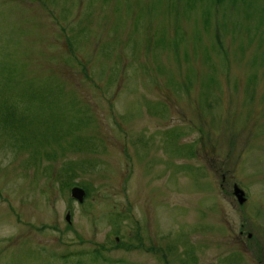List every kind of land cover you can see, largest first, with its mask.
<instances>
[{"label": "rangeland", "instance_id": "obj_1", "mask_svg": "<svg viewBox=\"0 0 264 264\" xmlns=\"http://www.w3.org/2000/svg\"><path fill=\"white\" fill-rule=\"evenodd\" d=\"M0 264H264V0H0Z\"/></svg>", "mask_w": 264, "mask_h": 264}, {"label": "water", "instance_id": "obj_2", "mask_svg": "<svg viewBox=\"0 0 264 264\" xmlns=\"http://www.w3.org/2000/svg\"><path fill=\"white\" fill-rule=\"evenodd\" d=\"M84 195V190L79 187H74L71 189V196L75 198L79 203L83 201ZM234 195L239 204H243L245 202L246 199L244 197V192L236 185L234 186ZM66 220L69 222V215L66 216Z\"/></svg>", "mask_w": 264, "mask_h": 264}, {"label": "flooded vegetation", "instance_id": "obj_3", "mask_svg": "<svg viewBox=\"0 0 264 264\" xmlns=\"http://www.w3.org/2000/svg\"><path fill=\"white\" fill-rule=\"evenodd\" d=\"M224 177H225L224 175L221 176L222 181H221V183H220V189H222V190L224 189V188H223V187H224ZM233 187H234V184H232V186H231V190H232L231 193H232V195L234 196V194H233ZM226 190H228V188H227ZM229 190H230V189H229ZM234 198H235V196H234ZM240 234H243V231H242V230L240 231ZM249 237H250V234H248V238H249Z\"/></svg>", "mask_w": 264, "mask_h": 264}, {"label": "trees", "instance_id": "obj_4", "mask_svg": "<svg viewBox=\"0 0 264 264\" xmlns=\"http://www.w3.org/2000/svg\"><path fill=\"white\" fill-rule=\"evenodd\" d=\"M219 1H221V0H217V2H219Z\"/></svg>", "mask_w": 264, "mask_h": 264}]
</instances>
